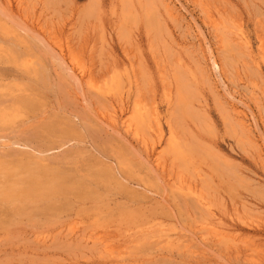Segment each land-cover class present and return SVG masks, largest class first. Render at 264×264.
I'll return each instance as SVG.
<instances>
[{
  "label": "rangeland",
  "instance_id": "obj_1",
  "mask_svg": "<svg viewBox=\"0 0 264 264\" xmlns=\"http://www.w3.org/2000/svg\"><path fill=\"white\" fill-rule=\"evenodd\" d=\"M16 1L0 0V264H264V0H177V17L167 0Z\"/></svg>",
  "mask_w": 264,
  "mask_h": 264
},
{
  "label": "bare ground",
  "instance_id": "obj_2",
  "mask_svg": "<svg viewBox=\"0 0 264 264\" xmlns=\"http://www.w3.org/2000/svg\"><path fill=\"white\" fill-rule=\"evenodd\" d=\"M18 1V0H17ZM16 1V2H17ZM160 1V0H159ZM166 1V0H165ZM176 2L178 3V1L177 0H167V5H168V10H169V12H170V14H171V16H174V17H177V15L178 16H180L182 13H181V11H180V8L177 6V4H176ZM11 6V5H10ZM182 6V5H181ZM180 6V7H181ZM19 7V6H18ZM183 7V6H182ZM182 7H181V9H182ZM183 10V9H182ZM34 20H36V19H34ZM35 22V21H34ZM211 24H213L212 26L214 27V29H218L217 28V24H216V22L213 20L212 21V23ZM34 25V24H33ZM46 26V25H45ZM34 27V26H33ZM38 27H39V25H38ZM199 30V29H198ZM41 32L42 33H47L45 30H44V28H43V30L41 29ZM202 33V32H201ZM49 35H50V33H49ZM233 35V34H232ZM56 37V36H55ZM235 37V36H234ZM50 38H51V36H50ZM205 38V37H204ZM262 38V37H261ZM261 40V39H260ZM264 40V39H263ZM51 42H52V44L53 45H55L56 47H57V49H58V51H59V53H60V55H61V57L62 58H65L66 56H67V54H68V52H67V50L64 48V46H62V43H60V41L58 40V41H56L55 39H54V37L51 39ZM205 42H206V40H205ZM205 44V43H204ZM260 44H262V43H260ZM193 45V44H192ZM262 46H263V44H262ZM261 47V46H260ZM207 48H208V46H207ZM210 48V47H209ZM68 49V48H67ZM210 50V49H209ZM211 51V50H210ZM214 53V52H213ZM213 53H211V57H209L210 59V69L214 72V74H215V76H216V78L220 81V83L224 86L225 84V79L224 78H226V77H224V72H223V70H222V65H221V63L219 62V60L213 55ZM73 54V53H72ZM209 54V53H208ZM217 56V55H216ZM261 56H262V59L264 60V51L261 49ZM67 58V57H66ZM68 68H69V70L75 75V76H77L78 78H79V80H81L82 82H84L83 80H87V81H85L86 82V84H87V87H88V89H94V90H100L101 91V88H102V86H101V84L99 83V81L98 80H96V79H94V77L92 76V71L90 70V68H87L86 66H85V64H83L82 62H80L77 58H75V57H73V58H70V60H69V64H68ZM67 68V69H68ZM68 70V71H69ZM206 70V69H205ZM208 70V69H207ZM211 71V72H212ZM205 72V71H204ZM209 74V73H208ZM120 75V74H119ZM117 76V75H116ZM74 77V76H73ZM128 77V76H127ZM75 78V77H74ZM123 78V77H122ZM111 80H113V79H111ZM118 80V79H117ZM213 80V79H212ZM136 81V80H135ZM111 82V81H110ZM122 82V81H121ZM120 82V83H121ZM134 82V81H133ZM118 83V82H117ZM130 83V82H129ZM128 83V84H129ZM107 84V83H106ZM116 84V83H115ZM130 85V84H129ZM104 86H105V84H104ZM111 86V85H110ZM115 86V85H114ZM117 86V85H116ZM107 87H108V85H107ZM110 88V87H109ZM109 88H107L108 90H109ZM106 89V88H105ZM117 89V88H116ZM111 90V89H110ZM112 92V91H111ZM106 94V93H105ZM108 94H109V91H108ZM104 95V94H103ZM228 95H229V97L231 98V100L233 99L234 101H235V97L233 96V95H231L230 93H228ZM106 96V95H105ZM138 101V100H137ZM141 101H142V99H141ZM233 101V102H234ZM145 102V101H144ZM144 102H142V103H144ZM147 102V101H146ZM137 103V102H136ZM147 104V103H146ZM236 104V103H235ZM235 104H233L232 103V105H230V106H232V110H233V112H234V114L236 115L235 117H237L242 123H243V125H245V127H249L250 128V126H251V123L249 122L250 121V119H249V117L250 116H248V114L245 112V111H243V110H241V109H239ZM143 105H145V103L143 104ZM142 105V106H143ZM168 105H169V103H168ZM238 105H239V103H238ZM241 105V104H240ZM135 106V105H134ZM149 106V105H148ZM136 107H137V105H136ZM143 108V107H142ZM141 108V109H142ZM148 108H150V107H148ZM134 109V108H133ZM154 108H151V116H152V119H153V121H152V125H155V133L158 135L157 136V138L158 137H161L162 136V131H161V127H160V125H159V122L157 121V119H155V117H154V110H153ZM242 109H245V108H242ZM247 109V108H246ZM143 111V110H142ZM132 112V111H131ZM140 112V111H139ZM248 112H250L251 113V111L250 110H248ZM101 113V112H100ZM136 113V112H135ZM141 113V112H140ZM143 113V112H142ZM157 114V113H156ZM109 115V114H108ZM128 115V114H127ZM139 114L137 113V116H138ZM250 115H252V113L250 114ZM131 116V118L133 117L132 115H130ZM103 117V116H102ZM157 117H158V114H157ZM135 119L137 118L136 116L134 117ZM143 118V117H142ZM253 118V117H252ZM141 119V118H140ZM151 119V120H152ZM103 120V119H102ZM111 120V119H110ZM143 120V119H142ZM141 120V121H142ZM252 121H254V120H252ZM115 122V121H114ZM153 122H154V124H153ZM249 123V124H248ZM110 125V124H109ZM114 125V124H113ZM122 125H124V126H126L127 127V124L123 121V123H122ZM152 127V126H151ZM255 127V126H254ZM113 128V127H112ZM129 128V127H128ZM143 128V127H142ZM248 128V129H249ZM255 128H257V127H255ZM250 130H251V128H250ZM126 131V130H125ZM131 131V130H130ZM70 132V131H69ZM261 134V133H260ZM259 134V135H260ZM263 136V135H262ZM140 137V136H139ZM140 139V138H139ZM158 139H161V138H158ZM173 139V138H172ZM141 140V139H140ZM143 141V140H142ZM261 141H262V139H261ZM144 142V141H143ZM166 145V144H165ZM147 146H149V145H147ZM146 146V147H147ZM264 147V146H263ZM147 149V148H146ZM152 149V148H151ZM152 152H154V151H152ZM150 155V154H149ZM155 156V155H154ZM151 157V156H150ZM156 158H157V156H156ZM156 160V159H155ZM158 161H159V159H158ZM21 163V162H20ZM159 163H160V161H159ZM15 164V163H14ZM22 164V163H21ZM20 164V165H21ZM165 164V163H164ZM17 165V164H16ZM24 165V164H23ZM261 165H263V167H264V161H263V163H261ZM156 166V165H155ZM19 167V166H18ZM22 167V166H21ZM158 166H156V168H157ZM8 169V168H7ZM159 170H160V168H158ZM1 170H3V169H1ZM6 170V169H5ZM188 171V170H187ZM3 174H4V172H3ZM6 175V174H5ZM11 175H13V174H11ZM33 176H34V174H32ZM101 175H102V173H101ZM44 176V175H43ZM42 176V177H43ZM28 177V176H27ZM31 177L32 176H30V179H31ZM35 177H36V175H35ZM34 177V178H35ZM53 177V176H52ZM36 179V178H35ZM38 179V178H37ZM40 179V178H39ZM33 181H34V179H32ZM38 181V180H37ZM49 181V180H48ZM19 182V181H18ZM31 182V181H30ZM41 182V180L39 181V183ZM42 182H43V180H42ZM183 182V181H182ZM33 183V182H32ZM35 183H37L36 182V180H35ZM34 183V184H35ZM39 183H38V185H39ZM49 183V182H48ZM3 184V183H2ZM30 184V183H29ZM41 184V183H40ZM43 184V183H42ZM50 184H51V182H50ZM61 184V183H60ZM182 184V183H181ZM44 185V184H43ZM48 185V184H47ZM55 185V184H54ZM175 185H177V184H175ZM11 186V185H10ZM9 186V187H10ZM33 186V185H32ZM61 186V185H60ZM16 187H18V186H16ZM30 187V186H29ZM35 187V186H34ZM40 187V186H39ZM38 187V188H39ZM46 186H44V188H45ZM58 187H59V184H58ZM6 188V187H5ZM13 188V187H12ZM31 188V187H30ZM36 188V187H35ZM37 188V189H38ZM43 188V187H42ZM43 188V189H44ZM47 188V187H46ZM45 188V189H46ZM50 188V187H49ZM61 188V187H60ZM9 189H11V188H9ZM16 189V188H15ZM37 189H36V191H37ZM55 189V188H54ZM178 189V188H177ZM6 190V189H5ZM4 190V191H5ZM32 190H33V188H32ZM186 190H188L189 192H190V194H193V196L194 195H196V190H195V188L194 187H192V186H186ZM9 191V190H8ZM11 191H13V189L11 190ZM10 191V192H11ZM16 191V190H15ZM43 191V190H42ZM48 191H50V189H48ZM25 192V191H24ZM39 192H41V189H40V191ZM2 193V192H1ZM3 193H6V191L5 192H3ZM37 193V192H36ZM51 193V192H50ZM15 194V193H14ZM43 194V193H42ZM54 194H55V192H54ZM7 195V194H6ZM12 195V194H11ZM20 195V194H19ZM25 195V194H24ZM46 195V194H45ZM189 195V194H188ZM1 196V195H0ZM13 196V195H12ZM15 196V195H14ZM18 196V195H17ZM29 196V195H28ZM42 196V195H41ZM197 196V195H196ZM199 196V195H198ZM27 197V196H26ZM31 197H33V196H30V198ZM195 197V196H194ZM12 197H10V199H11ZM0 199H1V197H0ZM3 199V198H2ZM1 199V200H2ZM7 199L8 198H6V202H7ZM10 199H8V200H10ZM21 199V198H20ZM23 199V198H22ZM32 199V198H31ZM4 200V199H3ZM13 201H16V199H15V197H14V199H12ZM18 200V199H17ZM20 200H18V202H19ZM2 202V201H1ZM3 203V202H2ZM21 204V203H20ZM4 205V204H3ZM205 205V204H204ZM19 210V209H18ZM206 231L208 232L207 233V235H209V237L210 238H214L215 239V242H216V240H219V239H221V237H223V238H226L227 237V233L225 234L224 233V231L222 230V229H218L217 227H214V226H212V228L210 227V228H206ZM161 232V231H160ZM103 233V232H102ZM152 233V232H151ZM157 233V232H156ZM147 234V233H146ZM153 234V233H152ZM178 233H173V232H171V231H169V232H164L163 233V239L165 238L166 239V242L167 243H170L171 245L173 244V243H177V241H175L174 242V239H177L176 238V235H177ZM150 235V234H149ZM154 235V234H153ZM180 236V235H179ZM203 236V235H202ZM161 238V237H160ZM202 238V237H201ZM146 239V238H145ZM227 239V238H226ZM228 239H229V237H228ZM178 241H180V243H181V245H183L184 247H190V243H192V242H190V243H185L186 242V240H183L182 239V236L181 237H179L178 239H177ZM190 240V239H189ZM205 240V239H204ZM200 241V240H199ZM202 241V240H201ZM253 241V240H252ZM129 242V241H128ZM137 243V242H136ZM198 244V243H197ZM202 244H204V243H202ZM175 245V244H174ZM258 245V244H257ZM177 246V245H176ZM205 246V245H204ZM203 246V247H204ZM195 247V246H194ZM246 247V246H245ZM256 246H254L253 245V248H255ZM179 248V247H178ZM200 248V247H199ZM199 248H197V250L199 249ZM247 248H249V247H247ZM188 249V248H187ZM190 249H193V248H190ZM201 249V248H200ZM199 249V250H200ZM234 249V248H233ZM257 249V248H256ZM125 250V249H124ZM123 250V251H124ZM196 250V249H195ZM197 250H196V252H197ZM198 250V251H199ZM204 250H205V248H204ZM249 250V249H248ZM255 250V249H254ZM201 251H203V250H201ZM240 251V250H239ZM257 251V250H256ZM264 251V250H263ZM119 252V251H118ZM188 252H190V251H188ZM259 252V251H258ZM261 252V251H260ZM238 253V252H237ZM246 253V252H245ZM248 253H250L249 251H248ZM191 254V253H190ZM193 254H194V252H193ZM196 254V253H195ZM198 256V255H197ZM260 256H262V255H260ZM118 258V257H117ZM130 262V261H129Z\"/></svg>",
  "mask_w": 264,
  "mask_h": 264
}]
</instances>
